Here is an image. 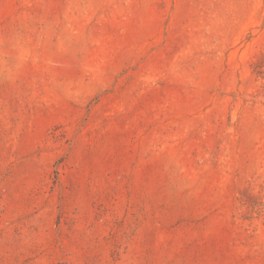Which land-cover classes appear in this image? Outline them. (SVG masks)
Listing matches in <instances>:
<instances>
[{
    "label": "rangeland",
    "instance_id": "obj_1",
    "mask_svg": "<svg viewBox=\"0 0 264 264\" xmlns=\"http://www.w3.org/2000/svg\"><path fill=\"white\" fill-rule=\"evenodd\" d=\"M0 264H264V0H0Z\"/></svg>",
    "mask_w": 264,
    "mask_h": 264
}]
</instances>
